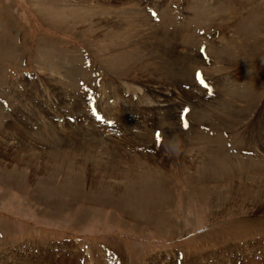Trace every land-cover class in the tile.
Returning a JSON list of instances; mask_svg holds the SVG:
<instances>
[{"label":"rangeland","instance_id":"obj_1","mask_svg":"<svg viewBox=\"0 0 264 264\" xmlns=\"http://www.w3.org/2000/svg\"><path fill=\"white\" fill-rule=\"evenodd\" d=\"M0 83V264H264V0H0Z\"/></svg>","mask_w":264,"mask_h":264},{"label":"bare ground","instance_id":"obj_2","mask_svg":"<svg viewBox=\"0 0 264 264\" xmlns=\"http://www.w3.org/2000/svg\"><path fill=\"white\" fill-rule=\"evenodd\" d=\"M58 2V4H59V7L61 6V3L59 2V1H57ZM129 2V1H128ZM203 2H207V3H209V0H203ZM104 4V3H103ZM129 4V3H128ZM206 5H209V4H206ZM136 6V5H135ZM210 6V5H209ZM45 7V6H44ZM97 7V6H96ZM100 6H98V8H99ZM38 8V7H37ZM40 8H41V10H42V7L40 6ZM79 8V7H78ZM46 9V8H45ZM48 9V8H47ZM60 8H58L57 10H59ZM95 9V8H94ZM122 9H124V8H122ZM197 9V8H196ZM40 10V9H39ZM91 10V9H90ZM142 10V9H141ZM198 10V9H197ZM37 11V10H36ZM50 10H48L47 11V14L45 13V12H43V10H42V12H43V14L46 16L47 15V17L48 16H50V18L48 17V19H49V21H51V22H49L50 23V25L51 24H56V23H61V21L63 22H65L66 20H61L62 18H64V17H61L60 15H58V14H56L55 13V11H53V12H49ZM80 13H81V11L80 10H78ZM77 11V12H78ZM92 11H95V10H92ZM39 12V11H38ZM58 12V11H57ZM137 12V11H136ZM100 13V16H98L97 18L98 19H102V14H101V12H99ZM83 15V14H82ZM96 15V13L94 12V16ZM140 15H141V13H140ZM143 15V14H142ZM85 16H88V14L86 15L85 14ZM136 16V15H135ZM146 16V15H145ZM188 16V15H187ZM89 17V16H88ZM65 19V18H64ZM120 18H118V20H119ZM122 19V18H121ZM191 20V18L190 17H185V21L187 22V21H190ZM120 21L121 20H119V23H120ZM144 21V20H143ZM189 24V23H188ZM125 25V24H124ZM116 26L117 27H120L119 26V24H117L116 22H113V23H111V27H113V28H116ZM128 27V26H127ZM126 27V25H125V27H123V28H121V29H126L127 28ZM117 29V28H116ZM115 29V30H116ZM114 31V30H113ZM257 38V37H256ZM253 46V45H252ZM251 46V47H252ZM250 47V46H249ZM248 49H251V48H248ZM252 50V49H251ZM9 51V50H8ZM12 52V51H11ZM6 53V52H5ZM248 53V52H247ZM7 54V53H6ZM192 56V55H191ZM250 56V55H249ZM6 57V56H5ZM194 57V56H193ZM181 58V57H180ZM182 59V58H181ZM180 60V59H179ZM184 61V60H183ZM181 62V61H180ZM180 62H177V63H180ZM175 63V62H174ZM163 64V63H162ZM171 64V63H170ZM173 64V63H172ZM181 65V69H180V71L182 72H185V73H190V72H192V71H194V70H192V69H194V67H193V64L191 65L190 63H180ZM173 66V65H172ZM167 67V66H166ZM165 67V68H166ZM172 68V67H171ZM257 69V67L255 68V70ZM192 70V71H191ZM172 72V71H171ZM256 73V72H255ZM184 73H181V75H182V77L183 78H185V76L183 75ZM181 75H180V77H181ZM175 76V75H174ZM258 76V75H257ZM260 76V75H259ZM258 76V77H259ZM181 80H183L182 78H180ZM227 80V79H226ZM228 81V80H227ZM183 83V82H182ZM181 83V84H182ZM228 83V82H227ZM145 87V86H144ZM144 87H143V89H144ZM140 88V87H139ZM142 89V88H141ZM151 89V88H150ZM149 89V90H150ZM197 88H195V90H196ZM129 90V89H128ZM137 90V89H136ZM250 90V89H249ZM114 91H115V89H114ZM148 91V90H147ZM170 91V90H169ZM168 91V92H169ZM171 92V91H170ZM169 92V93H170ZM176 92L178 93V90H174V91H172V93H173V97H175V95H176ZM194 92V91H193ZM135 94H137V93H135ZM154 94H156V92L154 91ZM158 94H161V93H158ZM138 95V94H137ZM139 96V95H138ZM146 96H148V95H146ZM151 96V100H152V98H154L153 100H152V102H154L155 101V97H154V95H150ZM160 96V95H159ZM181 96L185 99V100H188V96H184V94H181ZM137 99V98H136ZM139 100H141L142 98H138ZM177 99V98H176ZM178 100V99H177ZM177 100H174V98L173 99H171V101H177ZM148 105H149V102H148ZM177 108V107H176ZM176 108H174V109H176ZM172 111V110H171ZM192 112V111H191ZM194 117V116H193ZM169 125H171V123H169ZM172 130H177V128L175 127V128H173ZM249 136V135H248ZM80 143L82 144V145H88L87 144V142H85V141H80ZM91 148L93 149V148H95L96 149V147L95 146H91ZM118 151V150H117ZM177 153V152H176ZM175 154V153H174ZM262 154H264V152L262 153ZM113 156H114V153L112 154ZM116 156H118V154H116ZM114 158V157H113ZM114 161H115V159H114ZM192 163H194V162H191V164ZM190 164V163H189ZM190 164V165H191ZM194 166V165H193ZM72 186V185H71ZM149 187V186H148ZM157 187V186H156ZM136 188V187H135ZM137 191V190H136ZM153 192V191H152ZM134 193H135V191H134ZM141 193V192H140ZM151 193V192H150ZM130 195V194H129ZM131 196H132V194H131ZM127 197V196H126ZM134 197V196H133ZM135 198V197H134ZM133 200V199H132ZM124 201V200H123ZM152 201V200H151ZM136 207V206H135Z\"/></svg>","mask_w":264,"mask_h":264},{"label":"snow or ice","instance_id":"obj_3","mask_svg":"<svg viewBox=\"0 0 264 264\" xmlns=\"http://www.w3.org/2000/svg\"><path fill=\"white\" fill-rule=\"evenodd\" d=\"M198 79L200 80V83H201L205 88L208 87V85L205 83V81L203 80V78L200 77L199 75H198ZM184 126H185V127L188 126V125H187V122H185V125H184ZM157 139L159 140V135L157 136Z\"/></svg>","mask_w":264,"mask_h":264}]
</instances>
